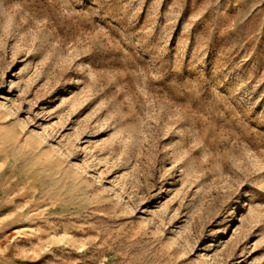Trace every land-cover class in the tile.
Instances as JSON below:
<instances>
[{"label": "rangeland", "instance_id": "374dc122", "mask_svg": "<svg viewBox=\"0 0 264 264\" xmlns=\"http://www.w3.org/2000/svg\"><path fill=\"white\" fill-rule=\"evenodd\" d=\"M0 264H264V0H0Z\"/></svg>", "mask_w": 264, "mask_h": 264}]
</instances>
